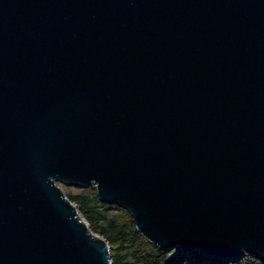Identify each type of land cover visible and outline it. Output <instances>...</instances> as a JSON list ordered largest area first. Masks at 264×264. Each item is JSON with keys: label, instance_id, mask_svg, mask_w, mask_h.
<instances>
[{"label": "water", "instance_id": "95a60500", "mask_svg": "<svg viewBox=\"0 0 264 264\" xmlns=\"http://www.w3.org/2000/svg\"><path fill=\"white\" fill-rule=\"evenodd\" d=\"M60 182L264 259V0H0V264L113 263Z\"/></svg>", "mask_w": 264, "mask_h": 264}, {"label": "trees", "instance_id": "16d2710c", "mask_svg": "<svg viewBox=\"0 0 264 264\" xmlns=\"http://www.w3.org/2000/svg\"><path fill=\"white\" fill-rule=\"evenodd\" d=\"M79 188L83 191L68 195L78 203L92 229L108 239L112 264H264L263 258L251 253L223 257L181 244L160 247L138 230L126 206L102 201L95 185Z\"/></svg>", "mask_w": 264, "mask_h": 264}, {"label": "rangeland", "instance_id": "374dc122", "mask_svg": "<svg viewBox=\"0 0 264 264\" xmlns=\"http://www.w3.org/2000/svg\"><path fill=\"white\" fill-rule=\"evenodd\" d=\"M60 184L64 187V189L66 190L67 194L69 192H74V193H78V192H81L83 190H81L79 187H85V186H91V185H95V182H92L90 183L89 185H72V184H66V183H63V182H60ZM75 203H77L76 201H74ZM78 204V203H77ZM79 206V205H78ZM81 211V210H80ZM82 213V211H81ZM82 215L85 217V215L82 213ZM85 219L87 220V218L85 217ZM88 221V220H87ZM89 222V221H88ZM94 230V229H93ZM96 233L102 235L101 233L95 231ZM103 236V235H102Z\"/></svg>", "mask_w": 264, "mask_h": 264}]
</instances>
